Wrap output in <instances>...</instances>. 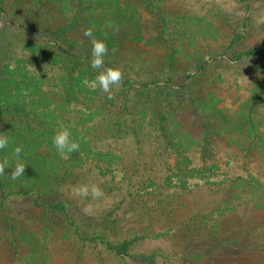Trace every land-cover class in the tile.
I'll use <instances>...</instances> for the list:
<instances>
[{
	"label": "rangeland",
	"instance_id": "374dc122",
	"mask_svg": "<svg viewBox=\"0 0 264 264\" xmlns=\"http://www.w3.org/2000/svg\"><path fill=\"white\" fill-rule=\"evenodd\" d=\"M118 1L120 11L112 13L115 29L108 28L113 42L105 40L110 57L104 60L121 70L120 86H112L109 99L87 82L88 98L82 101L95 98L87 113L70 106L61 111L91 151L111 156L104 163L85 161L45 203L66 200L88 237L100 235L112 244L137 238L129 254H155L156 264L193 263L231 241L238 246L219 254L223 264H264V211L254 209L264 199L259 191L264 143L255 136L264 137V61L224 59L249 48L264 50V0ZM101 5L116 10L113 0ZM0 7V92L20 95L15 99L30 119L37 114L49 123L57 119L51 103L57 102V79H70L74 69L66 54L61 59L57 44L84 51L77 41L87 36L83 30L61 32L63 19L76 18L67 1L15 11L11 0H0ZM103 13L96 9L87 19H111ZM9 75L10 82H3ZM141 84L150 86L141 89ZM41 90L46 98L25 97ZM247 133L253 142L246 140ZM249 141L254 148L247 151ZM201 148L209 150L204 158ZM93 184L102 197L93 199L90 191L84 197L74 194ZM36 197L0 193V264L14 263V249L16 264H145L115 257L96 242L76 240L62 216L35 209ZM29 235L33 238L26 244ZM35 249L37 256H29Z\"/></svg>",
	"mask_w": 264,
	"mask_h": 264
},
{
	"label": "trees",
	"instance_id": "16d2710c",
	"mask_svg": "<svg viewBox=\"0 0 264 264\" xmlns=\"http://www.w3.org/2000/svg\"><path fill=\"white\" fill-rule=\"evenodd\" d=\"M45 1L50 0H11V6H14L15 11H18L21 8L32 11L34 9V4L43 5ZM55 1H59L61 3L67 1L69 6L76 11V18L73 21L68 22V20L63 19L64 25L60 29L62 33H75L80 32L81 30L85 31V29H89L92 31L93 36H95L97 39L103 40L105 44H107L108 40V44H111V42H113V31H110L108 28L113 27V30L115 29L117 19L114 18L112 13H118V11H120V9L118 8V0H113L116 8V10L114 11L107 10L106 7L101 5L104 0L100 3L97 0ZM96 9H101L102 12H104L102 16L111 15V19H105L101 17H99V19H87L88 14H91V16H95ZM0 10H2L1 7ZM101 14L102 13H100V15ZM13 26L17 29H22L29 33L42 34L39 30L34 29L33 27L28 25L14 23ZM106 39H108L107 42L105 41ZM77 42V46L79 48H82L84 51L75 50L73 52H70L67 49L63 48L60 44H57V51H59L61 59H63V54H66L68 59L73 62L74 67L73 71L70 73L71 76L69 77L70 79H68L69 81L62 78L57 79V86L59 87V91L57 92V102H54L53 100L51 102L55 105V107L57 106V112H55V114H57V119H51V121L49 120L48 123L45 119H42L37 114H32L30 119L29 114L27 112H24V110H26L25 106L23 107L21 103H19L15 99H20V95L13 96L9 93V91L8 93L0 92V134L6 135L9 140L8 147L5 150L0 151V163H2L5 159H7L9 162L8 166L5 168V174L0 175L1 196H3L4 198L10 196L25 197L29 194H36V200L33 202V206L35 207V209L45 207L48 211L51 212L50 214L57 213L58 215L62 216L66 223V229H68L70 233L74 234L76 240L80 242H96L97 244L104 246V249L106 251L118 258L133 257L145 264H156L155 254H151L149 256L144 254H129L130 247L134 239L137 238L129 241L124 240L121 243L117 244H112L110 241L104 240L100 235L88 237L85 233L86 228H84L76 219H73L70 215L68 211L69 204L66 200H55L51 203H45L44 199H50L51 197H56V195L58 196L61 184L65 182V179H67V177L70 176L73 171L80 169L85 164V161L94 159L97 162H103L105 156H111L107 151H103L104 153L101 152V150L96 152L91 151L87 143L83 142L78 133H75L73 131L71 126L72 123L70 122L68 117L65 116L63 118V114L61 113L64 106H70L71 108L76 109V112L81 115L87 113L88 104L91 101H94L95 98L89 97V102L83 103L82 98H86V100L88 98V96L84 95V93H89V87L87 88V86L85 85L87 82H91L92 80H94L96 74L99 71H103V69L94 70L89 66L91 59V51L89 50H91L92 48L91 38L81 37V39H78ZM115 42L116 40L114 41V43ZM233 44L234 42H232L231 45ZM106 56L110 57L109 55ZM224 59L227 62L236 63L246 60L264 61V50L259 48H249L236 55H227L224 57ZM110 64L111 63L109 60H104L105 67H111ZM205 66L206 63H203V65L198 68V71L204 69ZM11 78L12 77L9 75L3 78L5 79L3 80V82H10L8 80H11ZM149 86V84L139 85L141 89H147ZM91 92L92 91H90V93ZM43 94L44 92L42 90L38 91L36 95L28 92L25 94V97H30V101H32L46 98L47 95L45 94V97ZM86 100L85 102H87ZM21 108H23V111L21 110ZM251 118L252 115L248 117L249 121L251 120ZM162 119L163 116L161 117V120ZM30 120H32V124ZM33 123L35 124V127L33 126ZM37 124L39 125L38 129L36 128ZM62 126L68 128L71 133V138L79 142L80 148L78 151L61 155L55 150L52 143V137L57 131L60 130ZM165 131L166 130L164 129V127L159 128L161 139L165 140L166 142L167 136ZM255 136L259 142L264 143V137L261 134L258 133V135ZM245 138L246 140L251 139L252 142L254 141L249 133L245 134ZM86 141L89 142L88 140ZM251 141L247 142V145L245 146V149L247 151L254 148L251 146ZM16 147H20L22 149L20 160L26 165V168L23 176L16 180H12L10 176L7 175V173L10 175L12 171L11 168H14L16 160L13 156V150ZM207 149L208 148H204L203 150V148H201L199 152V156L201 158H204V156L208 154L209 150ZM261 154V158L264 159V150L263 152H261ZM256 166L258 168L259 164H257ZM105 170L107 171V169ZM14 183V187L11 188L10 186H13L12 184ZM260 186L261 189L259 191L264 197V179L260 181ZM254 209L258 212L264 211V199L258 200L254 205ZM262 227H264V225ZM12 235L18 236V234L14 231H12ZM19 237L21 239L26 238L23 236V234H19ZM32 238L33 237L31 235H29V237L27 236L26 244H28L29 240H31ZM37 242L39 241H36V243ZM237 244V241H231L229 243H226V245H224V243H219L216 246L212 247V249L205 253V255L195 257V261L193 263L187 264H223L222 261H220V257L222 256L219 254L225 249H235L238 246ZM37 250L38 249H35V251H29V256L36 257ZM16 255V249H14V251H12L14 263L11 264H16V260H18L17 257L15 259Z\"/></svg>",
	"mask_w": 264,
	"mask_h": 264
},
{
	"label": "clouds",
	"instance_id": "9594fccd",
	"mask_svg": "<svg viewBox=\"0 0 264 264\" xmlns=\"http://www.w3.org/2000/svg\"><path fill=\"white\" fill-rule=\"evenodd\" d=\"M84 35L91 38L92 41L90 68L94 70L103 69V71H99L95 79L90 82V87L95 89L99 86L103 92L108 94V98L111 99L113 95L111 91L112 86H116L117 88L120 86L122 82V72L120 69L104 66V57L107 55L108 48L103 40L93 36L92 31L89 29H85ZM52 143L55 150L61 155L76 152L80 148L79 142L73 140L68 128L63 126L52 137ZM8 145V137L4 134H0V151L5 150ZM21 151L22 149L20 147H16L13 150V156L16 162L14 168H11L12 171L10 175L7 173L12 180L20 178L25 172L26 165L20 160ZM8 163L7 159L0 163V175L5 174V168L8 166ZM89 191L93 199L100 198L104 195L102 189L95 184H93L90 189L88 185H82L74 189V194L79 197H84L89 194Z\"/></svg>",
	"mask_w": 264,
	"mask_h": 264
}]
</instances>
